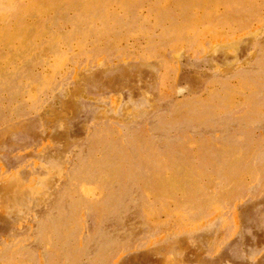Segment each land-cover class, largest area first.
I'll list each match as a JSON object with an SVG mask.
<instances>
[{"label": "rangeland", "instance_id": "374dc122", "mask_svg": "<svg viewBox=\"0 0 264 264\" xmlns=\"http://www.w3.org/2000/svg\"><path fill=\"white\" fill-rule=\"evenodd\" d=\"M0 264H264V0H0Z\"/></svg>", "mask_w": 264, "mask_h": 264}]
</instances>
